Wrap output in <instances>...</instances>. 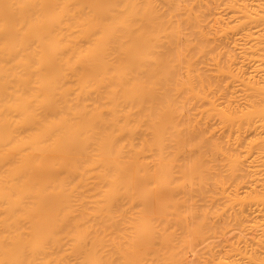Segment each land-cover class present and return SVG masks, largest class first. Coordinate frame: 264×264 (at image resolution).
I'll return each instance as SVG.
<instances>
[{
  "label": "bare ground",
  "instance_id": "bare-ground-1",
  "mask_svg": "<svg viewBox=\"0 0 264 264\" xmlns=\"http://www.w3.org/2000/svg\"><path fill=\"white\" fill-rule=\"evenodd\" d=\"M203 1L0 0V264H189L206 139L230 149L215 153L231 177L214 178L213 198L233 210L232 235L264 237V39L234 34L219 70L248 91L240 122L258 126L202 135L235 118L207 99Z\"/></svg>",
  "mask_w": 264,
  "mask_h": 264
},
{
  "label": "rangeland",
  "instance_id": "rangeland-1",
  "mask_svg": "<svg viewBox=\"0 0 264 264\" xmlns=\"http://www.w3.org/2000/svg\"><path fill=\"white\" fill-rule=\"evenodd\" d=\"M204 1H203L205 3L204 5H208V7L210 6L209 8L207 6H204L205 7V10H204L205 11L204 12V18H205L204 23L205 24L203 27V28H205V31H204V34L206 35L205 39L207 38L206 41L204 39V46H205V43H206V46L208 45L207 48H206V46L204 47V56H205V58H204V60H205L204 61V71L206 73L205 75H206V78H207L206 80L208 81V84H209V82L212 83V86L210 88H207V90H206L207 99L208 100H211V99L216 100L217 104H219L220 111H222L224 114L232 113L233 117H235L234 121H229L228 123L221 121V116L219 114L215 115L214 117H211L208 121L209 122L208 124H210V125H208V128L207 127H206V129L204 128L205 130L203 129V134H202V130L199 131V132H201L202 135L206 134L205 136H207L210 139V135L213 134V132H214L213 130L215 127H255V126H258L257 124H259L258 122H256V120H252L250 124H247L245 122H240V120H239L240 115L242 114V112H246V110L248 109L249 101H248L247 95H246V94H248V91L244 90L243 87L241 86V84L239 82H237L235 79H233L229 73L226 72V74L223 75V73L219 72V70H221V68L224 66L225 67L229 66L230 62L232 60V57L235 56V54L236 55L238 54L239 50H235L234 43H233L234 34H236V36H238L237 34L239 33V35H241L243 33V31L245 33L250 31V30L252 32L254 31V33H257L256 31H259L255 35L256 38H254L255 36L252 35V37L254 36L253 38H251L252 39L251 41H253V42H251L250 39H248V41L250 42V44L251 43L253 44L255 42L253 39H256V41L258 42V40L261 39V37H262V39H261L262 41L259 40V44L261 42L263 43L264 31H262V30H264V24L262 25L261 23L264 22V0H218V2L216 0H213V1L204 0ZM213 2H216V3H213ZM215 9H216V12H218V13L215 12ZM219 14L222 17L221 18L219 16V18L221 20L218 19ZM212 15H214V16L216 15V16L214 17ZM245 15H248L249 18L247 19V16H245ZM244 16H245V18H243ZM251 16H252V18H251ZM234 19L236 22L234 21ZM238 20H239V22H238ZM245 23H247L246 25H248V26H246ZM249 24H250V27L252 25L253 26L250 28ZM256 24H257V26H256ZM258 25L259 26L262 25V26L259 27ZM232 26H233V28H232ZM241 26H243V28ZM244 28L245 29L249 28V30L246 29L247 30L246 31ZM241 30H242V32H241ZM233 32H235V33H233ZM259 34L261 35V37L259 36ZM255 44L256 43H254L253 45H255ZM212 58H214V59H212ZM231 69H232V66H231ZM233 70L235 71L234 66H233ZM212 127H214V128H212ZM204 131H205V133H204ZM210 133H212V134H210ZM251 138H249L244 143L243 147L240 149L241 155H246L247 153L251 152L252 150H255L256 144L253 143V141H252L254 138H252V139ZM205 139H206V137H205ZM209 141H210V144H209ZM209 141H207V139H206L204 142V146L206 145L204 147V149L207 151L205 153H207V154L209 153L208 154L209 156L206 157L204 160V162H205L204 164L208 170V172L205 173V176L208 178V179H206L207 180L206 184H207V182H208V184H207V186H205L206 184L201 186L202 189L199 188L200 190H202L201 192H203V195H205V197H202L204 199L201 198L202 199L201 200L200 197H198V194H199V196H201L200 195L201 193L198 192L199 189H198V191L196 190L197 192H195V188H193L194 186L192 185V187L190 188L191 189L190 190V198H191L190 204L192 206L191 208H194V207L196 208V206H197V208L199 207L198 211L200 210L199 211L200 215L204 211V213L205 212L208 213V215L212 216V218L210 216L208 217V215H206V224L204 226L205 227L204 228V230H205L204 231L205 232L204 233V241L200 242V246H199L200 257H198V258L196 257V255H194L195 251L193 249L194 248L193 243H195L194 242L195 240L193 239L194 230L192 231V229L194 228L193 222H195V221L190 222V227H191L190 232L192 231L191 235H193V236H191L192 239L190 237V244H192L191 246L193 249V250L191 249L190 252H193V253L190 254V257L188 258V262L190 260L189 264H249V262L251 261L250 260L251 258H249V256H251V255H249V253H247V252L252 251L255 254V256H253V255L252 256L256 257V259H257L256 260L251 256L253 258L252 260L255 261L256 264L257 263L260 264V262H261V264H264V261L259 262V260H261V259H259L260 257L262 258V260H264V248L262 249L260 247L261 246L260 244H262V247H264V243H263L264 237L257 235V237L252 239L253 241H251V239H246V240H250V241L249 242L246 241V243H245V241L244 242L242 241V243L240 244V242H238L237 236L234 234L232 235V233H231L232 224L229 222V219H230V221H232V219H233V217H232L233 210L230 207H224L222 204L218 205V203H217L218 201L216 200V198H213V196L216 197L215 193H216V189H217L216 187L217 186H216V184L214 185V181L217 180V177L220 178L222 176V178H220V180H223L224 175H225V178L226 179L228 178V180H229V178L231 176L226 177V176H229V173H228L229 168H228V162L225 161L226 156H223L224 153L227 154L226 150L229 148L227 146H226L227 148H225L222 142H221V146L219 147L218 144L220 142L215 141V145H216V142H218L217 143L218 148H217L215 145H213L211 143L212 142L211 140H209ZM211 145L213 147L215 146L218 149V152H217V149H215V147L211 149V147H212ZM221 147L225 149L223 152H221L223 154H221V155L217 154L216 155L215 153H220V151H222ZM209 150H210V152H212V155L209 152ZM213 150H214V152H213ZM228 152H230V149L228 150ZM192 154L193 153H191L190 156ZM213 154H215L216 156L219 157L218 160H215V159H217V157L214 156ZM193 156H194V154L191 156L192 158L190 159V162L192 159H194ZM222 158H224L223 161L221 160ZM193 162H191V164ZM219 173H221V174L227 173V174L221 175ZM210 174H211V176H208ZM218 174L220 175V177ZM256 177H258L260 179V180L258 179L260 181L259 184L264 182V172L258 174ZM214 178H215V180H214ZM210 180L213 183L212 182L210 183ZM258 180H256V182H258ZM227 183L230 184L229 181H227ZM223 184L226 185L225 182L222 183V185ZM228 186H230V185H228ZM259 186L262 187L263 185H259ZM261 187L260 188L257 187L258 192H259V189H262ZM203 188L205 191L203 190ZM226 188H228V187H226ZM260 191H261L260 193H262V192L264 193L263 190H260ZM194 194L197 195L198 200L196 203H191V202H195L194 200H196V196ZM258 195H259V193H258ZM206 196H207V198H206ZM211 196H212V199H211ZM262 196L263 195H261V197ZM259 197H260V195H259ZM262 198L261 199L264 200V196ZM262 200H260V202ZM209 203H211V204H209ZM195 204H196V206H195ZM209 207H210V209H209ZM205 209H206V211H205ZM213 210H214V212H213ZM211 212H212V214H211ZM215 212H217L220 215L216 216ZM192 213L193 212L191 210V218H192V220H194L193 219L194 215ZM202 215L200 217H202ZM248 219L251 220L252 217H248ZM255 220L251 221V222H255ZM258 220H256V221H258ZM208 221H209V223H208ZM259 222L262 223L263 221L259 220L258 223ZM223 231L225 232L224 234H223ZM254 236H256V235L254 234ZM248 237L253 238V236H248ZM260 238H262L263 240ZM257 241H260V242L262 241V243L259 242L260 244L257 245L258 243H254ZM225 242L226 243L230 242V244H232V245H230L229 243H227V244H229V245H227V244H225ZM237 242L239 243V245ZM223 243L225 244L224 247H223ZM251 243H252V245H251ZM246 244L249 245V247ZM252 246H253V250L251 249ZM211 247H212V249H211L212 251L208 250V248H211ZM257 247H259V248H257ZM249 248L251 249L250 251H249ZM256 248L261 249V252H259L260 250L258 251ZM255 249L257 250L256 252H254ZM251 264H254V263H251Z\"/></svg>",
  "mask_w": 264,
  "mask_h": 264
}]
</instances>
